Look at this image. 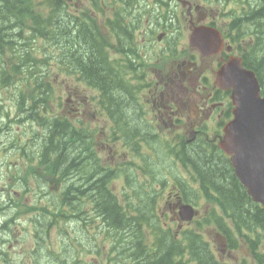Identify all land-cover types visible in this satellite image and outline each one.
<instances>
[{
    "label": "trees",
    "instance_id": "obj_1",
    "mask_svg": "<svg viewBox=\"0 0 264 264\" xmlns=\"http://www.w3.org/2000/svg\"><path fill=\"white\" fill-rule=\"evenodd\" d=\"M36 1L0 0V92L12 90L17 112L10 118L0 105V121L6 119V129L12 124L18 127L11 134L10 147L26 165L25 171L16 172L19 200L10 192H0V201L8 200V209H4L11 211L4 210L0 216L1 220L8 214L0 232V263L221 264L200 231L186 229L176 235L163 226L159 209L160 200L167 198L166 190L164 185L157 186L159 178H169L168 170L164 175L166 159L173 157L193 167L200 193L223 213L221 218L209 212L199 224L213 223L227 237L236 231L248 242L255 237L253 251L262 245L264 253V211L251 202L228 160L217 151L205 153L197 144L178 156L174 143L152 137L135 102L124 94L125 82L107 72L99 53L103 46L87 13L75 9L80 13L77 17L68 11L66 0L38 1L43 11L37 12ZM92 4L96 6L95 0ZM243 5L246 11L239 31L256 40L249 49L250 57L245 55L244 65L257 74L263 89L264 0H243ZM36 40L48 43L45 56L37 53ZM61 76L79 85L77 93H84L81 88L96 92L98 108L109 116L108 137L113 142L123 138L129 146L144 143L148 154L127 157L116 167L101 161L95 147L96 133L81 121H70L65 110H60ZM132 111L138 116L132 117ZM131 149L129 154L134 156L136 150ZM40 185L46 189L39 192L43 203L24 200L31 188L34 191ZM178 189L187 199L188 191ZM13 211L21 226H31L37 243L34 262L27 261L25 254L9 256L5 248V239L13 232L12 220H8ZM227 218L231 232L222 226ZM52 230L53 248L47 244Z\"/></svg>",
    "mask_w": 264,
    "mask_h": 264
},
{
    "label": "flooded vegetation",
    "instance_id": "obj_2",
    "mask_svg": "<svg viewBox=\"0 0 264 264\" xmlns=\"http://www.w3.org/2000/svg\"><path fill=\"white\" fill-rule=\"evenodd\" d=\"M175 1L178 0H168L175 5L174 10L178 6ZM206 2L209 4L208 9L200 7L195 2L192 3L189 6L190 12L187 11L188 19H184L186 24L183 25L180 24L178 15L172 10L169 20L171 28L157 37L151 34L148 36L147 33L143 35L140 16L135 19V22H132L127 12L123 15L109 14L107 17L109 28L106 32L114 40L113 44L121 49V54L126 60L132 61L133 70L128 71L127 74H140L138 99H140L141 110H146L149 105L150 119L156 122L154 124L156 127H159V124L173 125L175 118L181 117L185 121L195 118L196 122L194 125L190 124V128L198 127L205 130L208 124L221 126L232 117L229 93L219 91L214 86V81L216 72L223 65L230 59L239 57L242 39L238 25L241 19H234L233 14L236 11H228L229 1L215 0V6L211 5L213 0H206ZM236 4L240 3L236 2ZM159 9L162 10V7L160 6ZM170 9L169 7L168 10ZM241 9V6L237 8L239 13ZM127 16H129L128 19ZM235 25L237 31L235 32L233 28L231 32L230 29ZM111 27H119V29L112 31ZM196 27L211 30L216 35V38L202 51L191 47L188 42L190 30ZM128 29H131V33ZM159 41L166 42L167 46L157 54L153 44ZM169 41L172 42L168 45ZM107 72L118 74L117 70ZM142 120L151 124L148 122L149 119L146 120L143 117ZM196 132L199 131L194 130V133ZM2 202L3 200L0 201V216L3 211ZM2 228L1 218L0 232ZM228 242L234 241L226 238L225 242L221 243V246L226 248H222L221 252L229 256L231 250L227 251ZM254 242V239L248 242L241 233L237 235L236 244L242 250L243 247ZM244 254L247 255L245 252ZM229 257L233 259L234 256ZM242 264H248V262L242 261Z\"/></svg>",
    "mask_w": 264,
    "mask_h": 264
},
{
    "label": "rangeland",
    "instance_id": "obj_3",
    "mask_svg": "<svg viewBox=\"0 0 264 264\" xmlns=\"http://www.w3.org/2000/svg\"><path fill=\"white\" fill-rule=\"evenodd\" d=\"M41 2V0H38ZM38 1H36V5L34 6L35 9H37V12H42L43 7L38 5ZM97 6H100L103 12L92 11L93 4L91 2L87 1H81L73 0L71 3L75 5L77 8L82 10L83 12L87 13V18L91 19L94 25L96 22L98 23L99 29L101 33L107 38L108 34L106 30L102 27V15L108 13L111 11L110 9L114 7H118L119 12L121 15L125 14V12L129 13L132 19V22H135V19L137 17L142 18L141 23V30L143 35L145 33L148 34V36L151 34L153 36H158L163 31H167L171 28V23L169 22L168 18L162 19L160 16H157V8L154 7L156 4V0H98ZM191 4L193 2H197L198 0H188ZM254 2V1H253ZM212 6H215V0H213ZM255 5L253 3L252 7ZM180 7V6H179ZM235 4L233 2H229L228 4V11L229 10H235ZM238 8H240V5H238ZM173 9V5L172 8ZM180 9L184 12V17H186L185 14V7H180ZM165 9L162 11L163 14H165ZM129 16H127V19ZM183 21L180 20V22ZM129 30V29H128ZM127 30V31H128ZM131 33V29L129 30ZM38 50L37 53L41 56H45L47 53V50L49 48V45L47 42L43 41H35ZM114 40H112V37L107 38L105 44L114 45ZM172 41L168 42V45ZM155 47V50L157 54H159V51H162V49H166L167 43L166 42H155L153 44ZM172 46V45H171ZM103 48V47H102ZM52 66H56V63L53 61ZM52 74H59V72H53ZM112 76L115 78L116 75L112 74ZM152 76V75H151ZM153 78V77H152ZM59 83L61 82V90L63 91L62 94V105L60 107V110H65L67 117L72 122H82L84 126L91 129L93 132L96 133L95 135V147L97 149V153L99 154V157H101V161H106L107 164L111 165L116 164L119 161L120 155L124 153V156L127 155L128 157L137 159L139 156L147 155L150 151L149 148H147L144 145L141 144H131L130 146L126 144V141L121 138L117 139L114 142L111 140L110 137H108V130L111 127V124L103 117H101L98 113H96L95 109H97V104H87L85 101L81 99L74 98L72 102H66V93H65V87L68 89L70 88L73 90H80V87L78 84L73 82L69 77L67 76H61L58 79ZM55 89L59 91V88L57 86L54 87ZM86 90V88H85ZM77 92V91H76ZM91 96H94L95 93L91 90L87 91ZM12 90H3L0 92V100L2 103L0 105L4 106L6 108V112H8V115L10 118H14L16 116V110L14 108V102L12 100ZM79 95V96H78ZM77 96L79 98H83V94H78ZM80 107V110H82V114H77L75 111V108ZM139 113L136 111H132L131 116L137 117ZM2 114H0V117ZM146 118V120H151V113L149 112V108L147 107L146 110L140 115V118ZM144 121V120H143ZM2 122V123H1ZM6 122V119L4 121H0V192H4V194L11 193V196L17 198L19 200L20 196V190H19V181L18 176L16 172L25 171V166L23 162H19L17 159V151L14 148H11V134L14 130H19L18 127H16L14 124L10 126V129H6L5 125L3 123ZM160 139L164 141L165 144H171L174 143L172 141V138L169 135V130L167 129H160ZM135 144V145H134ZM133 148L135 151L134 156L130 153V150ZM174 156V155H173ZM105 163V162H104ZM105 163V164H106ZM113 165V166H114ZM165 168V166H164ZM166 169V168H165ZM193 167L189 164V167H185V165L182 162L176 163L175 160H172L168 163L166 172L164 175L169 173V178L165 177L159 178V181L161 183L159 186H157V189L162 187L164 185L165 190L172 191V197L171 201L164 202L163 199L160 200V209L159 213L162 215L163 219V226L169 227L172 229H175L176 222L174 223V219L172 217V206L177 204L176 195H174L173 191L175 189L172 186V183H179L183 189H186L188 191V199L191 202L193 206H195V209L197 210V216L198 218L194 220L190 224L183 223L182 229H196L200 231L203 235V239H205L213 252L215 253V257L217 261L221 264H242V261H247L248 264H254V262L251 259H247L249 256V251L243 247V250L240 248V246H237L235 249H231L230 255L232 258L228 256V254H220L219 252V244L214 238V232L215 227L212 223H206L204 225H200L199 222L203 220V218L211 213L212 211L219 217L223 218V213L219 210V206H217L215 203H213L209 198H206L200 193V189L197 188L198 182L193 180ZM178 178V181L175 180V176ZM117 188V186L115 185ZM32 191L27 193L24 196V200L28 201H36L39 200L41 203L45 201L43 197L39 196V192L43 191L46 192V189L40 185L39 189L31 188ZM198 190V191H197ZM3 211L6 207L8 209V200L4 199L3 202ZM169 205V206H168ZM6 212H11L10 210H5ZM14 214V211L13 213ZM11 214V215H12ZM8 215V214H3ZM13 232L9 234L7 239H5V248L8 251L9 256H22L25 254L28 260L36 261V248L37 243H34L32 235H31V226L24 225L21 226L20 223H16V225L12 226ZM55 240V230H52L50 234H48L47 244L49 247L53 248L52 243H54ZM239 240V237H238ZM244 252L247 254L245 255ZM88 259V258H87ZM236 260V261H235ZM3 264H7L8 261L2 260ZM44 262H46L44 260ZM1 264V263H0Z\"/></svg>",
    "mask_w": 264,
    "mask_h": 264
},
{
    "label": "water",
    "instance_id": "obj_4",
    "mask_svg": "<svg viewBox=\"0 0 264 264\" xmlns=\"http://www.w3.org/2000/svg\"><path fill=\"white\" fill-rule=\"evenodd\" d=\"M221 89L231 90L234 119L223 127L219 148L230 158L237 179L247 194L264 209V97L255 74L236 59L216 74ZM181 220L194 215L190 206L179 209Z\"/></svg>",
    "mask_w": 264,
    "mask_h": 264
},
{
    "label": "bare ground",
    "instance_id": "obj_5",
    "mask_svg": "<svg viewBox=\"0 0 264 264\" xmlns=\"http://www.w3.org/2000/svg\"><path fill=\"white\" fill-rule=\"evenodd\" d=\"M242 24H243V22L240 21V25H238V29H241V28H242ZM234 30H235V32L237 31L236 25H235V27H234ZM243 37H244V34H243L242 31H241V32H240V38H243Z\"/></svg>",
    "mask_w": 264,
    "mask_h": 264
}]
</instances>
